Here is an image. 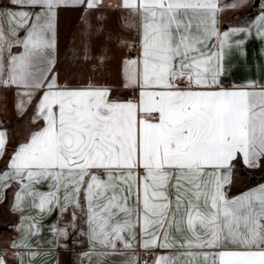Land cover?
Masks as SVG:
<instances>
[{
    "label": "snow or ice",
    "instance_id": "obj_1",
    "mask_svg": "<svg viewBox=\"0 0 264 264\" xmlns=\"http://www.w3.org/2000/svg\"><path fill=\"white\" fill-rule=\"evenodd\" d=\"M250 0H7L0 6V90L28 116L22 141L0 121V202L13 193L20 243L32 258L38 217L59 209L55 247L86 235L88 264L139 247L126 264H264V183L231 195L234 170L264 168V83L224 85L239 34L264 38L255 20L224 29L219 17ZM125 13L136 55L121 62L126 99L106 85L60 83L58 10ZM122 43H126L123 42ZM87 58V56H85ZM103 62L104 57L99 58ZM35 212L36 215L31 213ZM81 225L83 227H81Z\"/></svg>",
    "mask_w": 264,
    "mask_h": 264
},
{
    "label": "crops",
    "instance_id": "obj_2",
    "mask_svg": "<svg viewBox=\"0 0 264 264\" xmlns=\"http://www.w3.org/2000/svg\"><path fill=\"white\" fill-rule=\"evenodd\" d=\"M117 2L118 0H105L106 4ZM227 2L228 0H220L221 4ZM254 2L255 0H250L246 7L224 11L219 17L220 25L226 29L229 26L246 25L255 20L260 10L261 1L258 5H254ZM4 4H7V0H0V6ZM124 16L125 13L114 7L85 12L83 6L68 4L58 10L57 66L55 71L58 73L60 83H68L77 87L91 81L93 84L110 87L112 95L115 97L127 98L129 91L122 87L120 75H118V80L116 79V24L127 22ZM234 39L243 40L244 44L241 50L232 57L227 75L230 84L239 85L249 79L264 83V38L257 36L253 29L252 34H239ZM119 47L121 49V45ZM100 57H104L103 62L99 59ZM118 69L120 71V68ZM14 105V92L0 90V121L5 122V126L12 133L7 146L9 153L14 152L22 141L28 121V116L22 118L17 114ZM3 166L4 162L0 161V168ZM237 169L234 170V182ZM234 182L231 187L234 186ZM261 183H264V180L254 182L237 193L230 194H239ZM13 200V193L9 191L4 201L0 202V222L3 226L0 233V251L9 249L12 239L17 240L18 243L21 242V233L17 229V225L20 223V214L12 210ZM31 214L36 215L35 212ZM38 219L40 220V231L29 241L31 249L38 255L30 258L27 255V249L16 250L23 256L24 264H88L87 258L81 256L82 252L89 250L86 235H82L81 242L78 243L61 239V243L68 244L67 248L54 246L55 234L51 230L52 226H65L71 219V209L63 214L57 209L51 215H44ZM120 251L124 255L117 254L107 257V264H126L125 256L141 255L142 252L139 247H135L134 251L122 248ZM7 259L9 264H19V260L14 258L11 252L7 253Z\"/></svg>",
    "mask_w": 264,
    "mask_h": 264
},
{
    "label": "rangeland",
    "instance_id": "obj_3",
    "mask_svg": "<svg viewBox=\"0 0 264 264\" xmlns=\"http://www.w3.org/2000/svg\"><path fill=\"white\" fill-rule=\"evenodd\" d=\"M126 23L127 22L123 24H116V79L119 78L118 75H120V71L118 68H121L120 66L122 60L125 57L135 56V48H129L126 46V44H130L134 40L135 32L134 29L125 26ZM122 41L126 43H122ZM120 45H121V49H119ZM248 171L249 170L247 169L246 170L237 169V176L234 182V187H242L248 182L250 177ZM70 231L74 232L73 239L76 241V243L81 242L82 234L80 232L73 231L72 229H70Z\"/></svg>",
    "mask_w": 264,
    "mask_h": 264
},
{
    "label": "trees",
    "instance_id": "obj_4",
    "mask_svg": "<svg viewBox=\"0 0 264 264\" xmlns=\"http://www.w3.org/2000/svg\"><path fill=\"white\" fill-rule=\"evenodd\" d=\"M260 1L261 0H255L254 5H258V3ZM237 168L241 169V170L245 169L242 165H239ZM249 171H248V173L250 174V177H249L248 182L242 187H234V186L230 187V193L235 194L238 191L244 189L245 187H247L248 185H250V184H252L254 182H257V181H260V180H264V168H259V169H255V170H249ZM2 230H3V226L1 225V222H0V233H1Z\"/></svg>",
    "mask_w": 264,
    "mask_h": 264
},
{
    "label": "built area",
    "instance_id": "obj_5",
    "mask_svg": "<svg viewBox=\"0 0 264 264\" xmlns=\"http://www.w3.org/2000/svg\"><path fill=\"white\" fill-rule=\"evenodd\" d=\"M224 85H230V79L227 76L226 79H224ZM130 96V92L127 93V98ZM141 256H142V252H141Z\"/></svg>",
    "mask_w": 264,
    "mask_h": 264
}]
</instances>
